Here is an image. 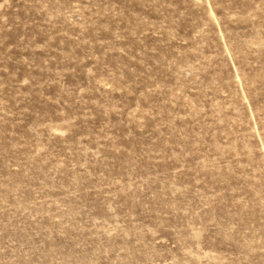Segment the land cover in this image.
<instances>
[{
    "label": "rangeland",
    "instance_id": "obj_1",
    "mask_svg": "<svg viewBox=\"0 0 264 264\" xmlns=\"http://www.w3.org/2000/svg\"><path fill=\"white\" fill-rule=\"evenodd\" d=\"M0 264H264V0H0Z\"/></svg>",
    "mask_w": 264,
    "mask_h": 264
}]
</instances>
